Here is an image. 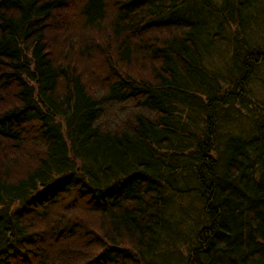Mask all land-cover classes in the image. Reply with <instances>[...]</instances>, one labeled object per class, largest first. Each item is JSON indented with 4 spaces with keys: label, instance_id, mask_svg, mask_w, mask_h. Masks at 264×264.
<instances>
[{
    "label": "trees",
    "instance_id": "1",
    "mask_svg": "<svg viewBox=\"0 0 264 264\" xmlns=\"http://www.w3.org/2000/svg\"><path fill=\"white\" fill-rule=\"evenodd\" d=\"M263 82L264 0H0V264H264Z\"/></svg>",
    "mask_w": 264,
    "mask_h": 264
},
{
    "label": "rangeland",
    "instance_id": "2",
    "mask_svg": "<svg viewBox=\"0 0 264 264\" xmlns=\"http://www.w3.org/2000/svg\"><path fill=\"white\" fill-rule=\"evenodd\" d=\"M256 23H257L256 26H258V27L262 26V22H261V21H257ZM254 26H255V25H254ZM261 84H262V85H261V91H260V94H259V95L264 96V82L261 83Z\"/></svg>",
    "mask_w": 264,
    "mask_h": 264
}]
</instances>
